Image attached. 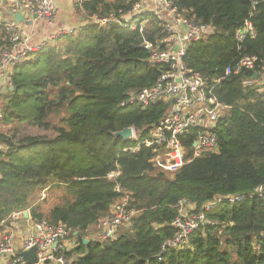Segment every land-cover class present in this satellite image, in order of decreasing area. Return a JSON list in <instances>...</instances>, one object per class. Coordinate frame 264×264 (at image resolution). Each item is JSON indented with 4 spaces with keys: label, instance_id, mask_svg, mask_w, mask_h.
Returning a JSON list of instances; mask_svg holds the SVG:
<instances>
[{
    "label": "trees",
    "instance_id": "16d2710c",
    "mask_svg": "<svg viewBox=\"0 0 264 264\" xmlns=\"http://www.w3.org/2000/svg\"><path fill=\"white\" fill-rule=\"evenodd\" d=\"M139 0H86L87 18L118 15ZM180 9L214 26L208 42L188 48L185 61L191 73L216 83L215 93L226 106L218 124L219 151L194 158L173 174L154 167L152 148L132 145L115 132L135 127L147 136L169 104L147 108L121 106L131 91L153 85L160 67L150 61L138 31L116 24H89L76 34L48 43L16 65L1 103L0 230L13 212L29 210L31 219L66 224L78 231L66 256L71 264H264V99L255 84L244 85L254 70L225 76L246 55L264 60V0H176ZM246 19L255 35L239 44L236 32ZM157 42L161 29L147 28ZM0 23V45L7 43ZM240 46V47H239ZM217 80H220L217 83ZM54 134L21 137L22 123ZM185 147L192 152L193 137ZM120 171L117 178L109 174ZM119 185L130 194L136 212L131 224L107 241L83 238L107 217L121 197ZM48 189L47 198L40 199ZM57 194L47 211L42 203ZM243 195L207 211L218 224L203 225L182 249H167L174 238L172 222L182 200L195 211L220 196ZM19 264V263H17Z\"/></svg>",
    "mask_w": 264,
    "mask_h": 264
},
{
    "label": "built area",
    "instance_id": "2783aa9c",
    "mask_svg": "<svg viewBox=\"0 0 264 264\" xmlns=\"http://www.w3.org/2000/svg\"><path fill=\"white\" fill-rule=\"evenodd\" d=\"M0 23L7 32V43L0 45V78H7L13 68L28 60L31 54L62 35L76 34L82 27L95 24L100 27L116 24L125 29L138 31L143 36V46L150 53V61L160 67L156 82L141 90L131 91L122 101L124 108L138 106L147 108L158 102L169 106L160 121L153 125L147 136L143 131L132 127L131 140L134 142L123 148L126 152H137L141 147L152 148V163L157 169L173 174L194 158L219 151L217 127L226 106L215 93L216 83H208L197 73H191L185 61L188 48L197 42H208L214 34V26L196 19L188 10L180 9L176 0H139L130 10L119 11L118 15L107 17L85 16L83 5L86 0H71L74 11L81 21L79 27L57 26L37 43L32 41V31L25 22H18L9 12H21L25 21L42 20L48 25L59 18L60 11L55 0H0ZM38 17L35 18L34 16ZM153 25L161 29V37L153 42L144 34ZM255 35L252 20L246 19L236 32L239 44L249 36ZM240 47V46H239ZM243 70H254L256 78L245 79L244 85L255 84L264 99V60L257 56L246 55L235 66H227L225 76L239 74ZM220 80H217V83ZM10 87V86H9ZM0 111V118L2 117ZM186 136L193 137L192 152L185 147ZM120 171L109 174L115 179ZM116 191L122 197L113 204L110 214L99 220L97 239H114L122 226H129L135 210L130 208V194L117 185ZM48 189H44L40 199L47 198ZM256 193L264 194V187L256 188ZM243 195L220 196L207 203L202 211H195V205L182 200L179 215L172 222L176 229L174 238L168 240L163 249H182L186 247L192 234L203 225H216L218 222L206 216V212L219 207L225 202L235 203L244 200ZM186 205L189 212H183ZM29 211V210H28ZM29 220V221H28ZM26 221L27 231L19 236V223ZM0 237V264H27L21 253L37 246L38 264H71L66 256L76 244L72 238L75 230L66 225H51L46 220L35 221L24 217V211H16L2 223ZM15 229V231H14Z\"/></svg>",
    "mask_w": 264,
    "mask_h": 264
},
{
    "label": "crops",
    "instance_id": "0c3cea01",
    "mask_svg": "<svg viewBox=\"0 0 264 264\" xmlns=\"http://www.w3.org/2000/svg\"><path fill=\"white\" fill-rule=\"evenodd\" d=\"M55 2L57 3V5L59 7V11H60V15L59 16L60 17L58 18V20L60 22H63V23L66 22L67 24L70 23V25H73L72 23H75L73 27H79L81 25V18L79 20L78 14L72 8L71 0H55ZM73 20H75V21H73ZM26 26H28V28H30V30L32 31V41L34 43H37L39 40L43 39L46 36V33L49 31L47 29L50 27V25H48L46 22H44V21H42L40 19L35 20V21L31 22L30 24H27ZM58 26H59V24H58ZM55 28H57V27H55ZM55 28L52 29V30H55ZM44 30H46V33L45 34H41V33L45 32ZM1 79L2 78H0V80ZM42 192H43V190L41 191V193ZM47 194H48V192H47ZM24 217L25 218H29L30 214L28 216L24 215ZM27 223H26V221H22V222L19 223V225L26 227L25 231H27V229H28ZM120 228H119L118 232L120 231ZM96 229H97L96 226L94 228L90 229L88 231L87 236L85 238H87L88 240H91V239L92 240H97L98 237H97ZM20 233H21V230L19 229L18 230V235L19 236L21 235Z\"/></svg>",
    "mask_w": 264,
    "mask_h": 264
},
{
    "label": "rangeland",
    "instance_id": "374dc122",
    "mask_svg": "<svg viewBox=\"0 0 264 264\" xmlns=\"http://www.w3.org/2000/svg\"><path fill=\"white\" fill-rule=\"evenodd\" d=\"M1 1H0V9H1ZM73 8V7H72ZM76 15V14H75ZM77 16V15H76ZM60 17V16H59ZM78 17V16H77ZM79 20H80V17H78ZM83 19L81 18V21ZM75 21V20H73ZM59 25H62V26H65V27H73L75 23H72L73 25H70V23H63V22H60L59 20H55L53 24L50 25V27L47 29L49 30L47 33H46V30H44L45 32L44 33H41V34H45L46 33V36H48L49 33L55 31V30H52L54 29L55 27H57ZM56 29V28H55ZM45 36V37H46ZM58 39V38H57ZM40 41V40H39ZM8 86H9V82L7 80V78H3L0 80V93H5L8 89ZM10 89V87H9ZM3 98L0 97V109H2V105L1 103L3 102ZM11 128V125L10 124H6V123H2L0 122V132H3V133H7L9 131V129ZM21 128H22V132H21V137L23 136H26V135H37V134H49V135H53L54 133L51 132V131H44V130H41L39 128H37L36 126H34L31 122H25V123H22L21 125ZM48 200H46L45 203H42V209L44 211H47L48 208H50L51 206H53L54 203L58 202L57 201V194H51L50 193V196H48ZM42 200V199H41ZM190 211V206L186 205V207H184L183 209V212H189ZM127 226H122L121 229L123 228H126ZM25 228L24 226H21L19 225L18 229H17V232L18 230L20 229L21 230V235L20 236H23L25 234ZM15 231V229H14ZM2 235V231L0 230V237Z\"/></svg>",
    "mask_w": 264,
    "mask_h": 264
},
{
    "label": "water",
    "instance_id": "95a60500",
    "mask_svg": "<svg viewBox=\"0 0 264 264\" xmlns=\"http://www.w3.org/2000/svg\"><path fill=\"white\" fill-rule=\"evenodd\" d=\"M18 22H25L27 24H30L32 21H25L24 16L22 15L21 12H17V13H12L9 12ZM35 18H37L38 16L35 15ZM258 75L257 72H254L253 77L256 78ZM13 89V86H10V90ZM114 135L116 137H121L123 138L125 141H130L131 137H132V127H126L121 131L115 132ZM24 215L28 216L29 215V211L25 210L24 211ZM78 231H75L74 235H78ZM83 241L85 244L89 243V240L87 238H83ZM22 259L24 261H26L27 264H38L39 263V259L37 256V246H33L25 251H23L21 253Z\"/></svg>",
    "mask_w": 264,
    "mask_h": 264
}]
</instances>
